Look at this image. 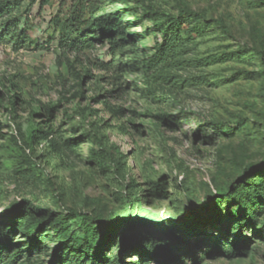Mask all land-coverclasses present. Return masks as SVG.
Wrapping results in <instances>:
<instances>
[{"label":"rangeland","instance_id":"obj_1","mask_svg":"<svg viewBox=\"0 0 264 264\" xmlns=\"http://www.w3.org/2000/svg\"><path fill=\"white\" fill-rule=\"evenodd\" d=\"M87 1L97 16L128 6L142 21L127 19L126 41L93 34L74 51L52 23L73 0H0V227L29 202L91 216L72 225L80 236L87 224L108 235L144 221L141 246L155 255L125 246L127 235L123 250L106 251L123 264H264V0ZM144 6H188L208 22H189L190 37L158 66L162 36ZM249 167L260 172L249 178ZM228 198L254 218L243 219L246 242L223 232ZM53 236L35 251L15 233V264H58Z\"/></svg>","mask_w":264,"mask_h":264},{"label":"trees","instance_id":"obj_2","mask_svg":"<svg viewBox=\"0 0 264 264\" xmlns=\"http://www.w3.org/2000/svg\"><path fill=\"white\" fill-rule=\"evenodd\" d=\"M51 0H42L41 8L43 9L50 4ZM74 5L64 16H58L52 20L56 28L60 29V45L74 51L79 49L80 44L88 43L90 35L97 34L95 41L102 42L104 38L120 40L127 38L128 18L137 17L133 10L128 6H124L120 13L111 17L97 16L95 12H89V2L87 0H73ZM6 4L0 5V10H6ZM143 17L153 24L156 31L162 36V42L158 45L153 56L156 64L162 65L172 60L177 53L179 47L183 45L185 40L190 37L194 28L190 26L191 21L208 22L206 16L202 12H197L188 6H182L178 15H171L154 6H144L142 8ZM3 16H0V18ZM141 22L142 19L137 20ZM215 24L227 31V26L223 20H215ZM94 41V40H93ZM19 101L17 96H13L10 102L11 110L16 108V102ZM35 131L25 145L28 148H34ZM260 172V169L253 167L247 168L249 178L254 177ZM223 200L217 202L213 210L218 209V205ZM225 201V208L228 214L224 218H230L227 223L223 224V232L239 233L243 241L248 238L241 232L243 229V219L254 222V218L250 216L246 209L236 210L233 206L234 200L228 198ZM216 218L205 220L202 227H207L216 222V219H222L221 210ZM10 223L0 227V264H15L22 250H19L21 243H14L15 233H22L24 237L30 239V250L41 251L44 248L45 240L52 237L59 241L56 253V261L58 264H123L117 259L106 257V251L110 248L123 250L122 239L129 235L130 240L126 241L125 246L132 247V243L143 245V239L140 234L147 228V223L139 221L134 223L133 220L124 224L123 229L118 233L102 234V231L95 224L84 226L83 234L77 235L71 232V227L76 221L91 220V216L69 210L67 216L61 217L52 214L46 210L34 208L29 202L18 205L10 211ZM242 220V222H241ZM188 226H192L188 223ZM198 229V226H193ZM201 228V227H200ZM221 232V230H220ZM144 245L142 248L145 256L152 257L155 255L151 246ZM174 249H177L173 246ZM125 249V248H124ZM176 251V250H175Z\"/></svg>","mask_w":264,"mask_h":264}]
</instances>
